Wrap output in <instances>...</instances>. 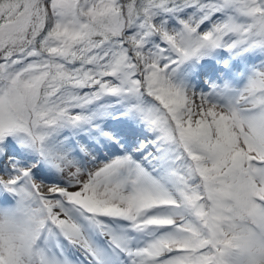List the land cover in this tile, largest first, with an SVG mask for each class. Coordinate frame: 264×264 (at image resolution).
<instances>
[{
    "label": "snow or ice",
    "instance_id": "1",
    "mask_svg": "<svg viewBox=\"0 0 264 264\" xmlns=\"http://www.w3.org/2000/svg\"><path fill=\"white\" fill-rule=\"evenodd\" d=\"M0 264H264V0H0Z\"/></svg>",
    "mask_w": 264,
    "mask_h": 264
}]
</instances>
